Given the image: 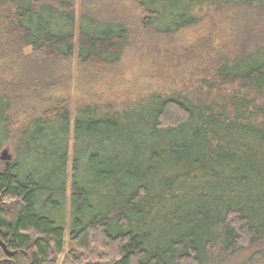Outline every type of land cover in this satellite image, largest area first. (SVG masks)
<instances>
[{"label": "trees", "instance_id": "16d2710c", "mask_svg": "<svg viewBox=\"0 0 264 264\" xmlns=\"http://www.w3.org/2000/svg\"><path fill=\"white\" fill-rule=\"evenodd\" d=\"M130 1L142 29L162 36L230 8L242 42L230 57L217 52L195 99L81 105L71 136L69 102L49 94L50 80L73 56L116 63L125 27L85 10L76 19L73 0H0V56L25 62L8 63L0 85V146L9 140L13 153L0 167V239L12 264H57L65 231L61 264H224L243 251V264H264V0ZM25 99L40 110L8 121Z\"/></svg>", "mask_w": 264, "mask_h": 264}, {"label": "rangeland", "instance_id": "374dc122", "mask_svg": "<svg viewBox=\"0 0 264 264\" xmlns=\"http://www.w3.org/2000/svg\"><path fill=\"white\" fill-rule=\"evenodd\" d=\"M73 2L76 19L80 12L85 10L98 20L121 24L127 31V39L124 49L119 55V60L114 64L107 66L81 65L73 56L56 69L58 72H55L50 80L56 83V88L51 87L49 94L55 93L59 100L69 102L71 136L73 115L75 109L81 105H97L101 110H122L123 107L132 105L139 100H145L153 94L162 96L178 93L189 98L192 96L190 93L204 79L206 73L212 71L214 63L220 58L218 57L220 55L217 56V52L220 51L230 57L231 53L236 52L234 48L236 41L242 42L238 40V36L244 33V27L241 26L238 14L231 12L230 8L224 9L223 13L203 9L198 12L202 19L196 26L178 31L170 36H162L142 29L139 22V10L130 0H73ZM243 12L242 20L247 23L252 22L253 14L249 11ZM250 28L251 26H249ZM23 54H31V51L29 48H25ZM1 56L0 85L8 80V76L12 73V68L8 63L13 62L12 67L16 63H23V65L25 63L23 57H20L16 62L15 59L4 62L3 55L1 54ZM207 61L211 62L208 69ZM49 69L54 71L51 66ZM19 70L16 69L14 72ZM43 77H46L45 74ZM43 85L42 82L39 86L43 87ZM199 97L209 102H213L215 99L209 94H200ZM22 102L25 103L21 104ZM22 102L11 105L7 112L8 121H19L22 119L23 112L28 109L26 113L32 114V108L35 106L40 110L39 100L31 99L26 103L25 99ZM9 132L13 133V130L9 129ZM71 136L67 170H69L71 162ZM11 147L8 140L0 146V152L5 149L13 157ZM4 165L5 161L0 160V167L2 168ZM66 190V197H68V176ZM63 237L65 244L57 264H61L69 250L67 231L64 232ZM245 256L244 251L236 252L226 259L224 264H243ZM3 257L5 255L0 248V259Z\"/></svg>", "mask_w": 264, "mask_h": 264}, {"label": "water", "instance_id": "95a60500", "mask_svg": "<svg viewBox=\"0 0 264 264\" xmlns=\"http://www.w3.org/2000/svg\"><path fill=\"white\" fill-rule=\"evenodd\" d=\"M11 159L10 155L8 154L7 150H2L0 152V160H4L5 164ZM0 248L2 249L3 253L5 254V256L10 257L13 254H15V251H9L5 244L1 241L0 239Z\"/></svg>", "mask_w": 264, "mask_h": 264}, {"label": "flooded vegetation", "instance_id": "af4514ba", "mask_svg": "<svg viewBox=\"0 0 264 264\" xmlns=\"http://www.w3.org/2000/svg\"><path fill=\"white\" fill-rule=\"evenodd\" d=\"M4 254V253H3ZM5 255V254H4ZM3 263H11L12 264V261H11V257H3L0 259V264H3Z\"/></svg>", "mask_w": 264, "mask_h": 264}]
</instances>
